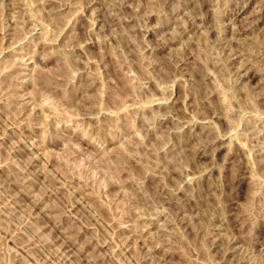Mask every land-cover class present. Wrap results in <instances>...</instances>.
<instances>
[{"label": "rangeland", "instance_id": "374dc122", "mask_svg": "<svg viewBox=\"0 0 264 264\" xmlns=\"http://www.w3.org/2000/svg\"><path fill=\"white\" fill-rule=\"evenodd\" d=\"M0 264H264V0H0Z\"/></svg>", "mask_w": 264, "mask_h": 264}]
</instances>
